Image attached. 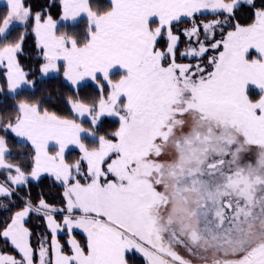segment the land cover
Wrapping results in <instances>:
<instances>
[{
  "label": "snow or ice",
  "instance_id": "obj_1",
  "mask_svg": "<svg viewBox=\"0 0 264 264\" xmlns=\"http://www.w3.org/2000/svg\"><path fill=\"white\" fill-rule=\"evenodd\" d=\"M59 6V21L26 0L0 11L7 93L35 87L18 58L29 34L39 73L62 74L70 93L56 94L67 114L25 96L0 115V239L12 249L0 264H264V4ZM80 17L83 34L59 27ZM106 118L118 126L104 130ZM10 136L30 145L23 163L12 162ZM44 174L58 204L32 197ZM33 214L45 233L28 226Z\"/></svg>",
  "mask_w": 264,
  "mask_h": 264
},
{
  "label": "trees",
  "instance_id": "obj_2",
  "mask_svg": "<svg viewBox=\"0 0 264 264\" xmlns=\"http://www.w3.org/2000/svg\"><path fill=\"white\" fill-rule=\"evenodd\" d=\"M92 5L97 2H101V7L103 10H107L109 7V3L106 0H90ZM26 3L31 4L34 11H43L46 15L50 14L54 19L59 21L60 18V6L59 0H26ZM256 4L259 7L261 4H264V0H256ZM2 5H0V11H3ZM238 15L240 16L241 22H247L251 15L250 9L247 5H243L238 10ZM86 24L84 21H78L75 24H60L59 27L62 29H67L69 31H76L80 34H83V30ZM183 27V25L181 26ZM21 29L17 28L16 31L12 32V35H17L18 31ZM183 40V38H182ZM184 44H180V48L183 49ZM19 62L25 71L32 72L33 74L29 76V79L35 81L34 89L25 88L23 89L22 93L19 95L16 94H8L6 84L2 77H0V85L4 86V95L0 96V115L5 116L7 118L10 115H13V108L14 105L17 103L18 99L23 98L25 96H32L35 98H40L45 101L44 107L49 108V110L57 111L60 114H67V110L56 99V94L59 91L60 93L67 95L70 94L67 87H62L61 84L63 82L61 74H53L47 77H43L38 69L40 63H42V58L38 53V50L35 48V38L33 35L29 34L23 44V51L19 54ZM113 78H118V74ZM93 89L91 86L87 88L81 89V95H93ZM51 96L49 100L48 97ZM118 126V123L112 118H106L105 123L103 124V129L106 131L114 130ZM9 148L11 151V156L13 158L12 162L23 163L30 155L31 149L26 144L15 138L14 136H10L8 139ZM68 158L71 159L76 155L75 151H70L67 153ZM43 192L45 197L49 198V202L51 203H59V192L60 189L58 186H53L52 181L48 178L46 174L42 175L39 182H33L31 193L33 199L37 198V194ZM20 195H24L23 192ZM3 203H7V201H0ZM9 213L3 209H0V220H3ZM28 226L33 231L34 234H42L45 233V226L44 222L41 217L36 215H32L30 220H28ZM50 236V235H49ZM65 236L60 234L59 239L61 242L65 240ZM78 239L81 238L80 236L77 237ZM37 237L33 236V244L36 243ZM0 249L6 252H12V249L9 248L5 242L0 239ZM137 264H140L139 259H137Z\"/></svg>",
  "mask_w": 264,
  "mask_h": 264
},
{
  "label": "crops",
  "instance_id": "obj_3",
  "mask_svg": "<svg viewBox=\"0 0 264 264\" xmlns=\"http://www.w3.org/2000/svg\"><path fill=\"white\" fill-rule=\"evenodd\" d=\"M106 1H108V3H109V7H110V0H106ZM6 2V0H0V5H3V3H5ZM91 3V2H90ZM91 6L93 7V10H96V11H104L103 9H102V7H101V2H97V4L95 3L94 5H92V3H91ZM78 21H84L85 22V24H86V17H80V18H78ZM77 21V22H78ZM77 22H75V23H77ZM74 23V24H75ZM62 24H64V23H62ZM184 48V47H183ZM115 71V70H114ZM53 74H55V73H50L49 75H53ZM61 76H62V74H61ZM62 79H63V77H62ZM29 147H30V145H28Z\"/></svg>",
  "mask_w": 264,
  "mask_h": 264
},
{
  "label": "rangeland",
  "instance_id": "obj_4",
  "mask_svg": "<svg viewBox=\"0 0 264 264\" xmlns=\"http://www.w3.org/2000/svg\"><path fill=\"white\" fill-rule=\"evenodd\" d=\"M67 30V29H66ZM48 76H50V75H48ZM44 77V76H43ZM47 77V76H46ZM113 119V118H112ZM18 140H20L21 142H23V143H25L23 140H21V139H19V138H17ZM45 226V225H44ZM46 230V229H45ZM49 238H50V236H49ZM66 239V238H65Z\"/></svg>",
  "mask_w": 264,
  "mask_h": 264
}]
</instances>
